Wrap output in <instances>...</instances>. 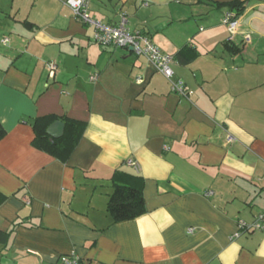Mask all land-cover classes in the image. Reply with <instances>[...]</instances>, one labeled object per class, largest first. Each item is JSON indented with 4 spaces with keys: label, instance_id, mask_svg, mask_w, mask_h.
<instances>
[{
    "label": "crops",
    "instance_id": "1",
    "mask_svg": "<svg viewBox=\"0 0 264 264\" xmlns=\"http://www.w3.org/2000/svg\"><path fill=\"white\" fill-rule=\"evenodd\" d=\"M63 1L0 0V264H264V231L231 239L264 211V0H88L92 19L125 14L172 56L190 100L145 58L95 44ZM235 1L230 45L217 5ZM50 115L85 123L65 163L32 146ZM117 171L142 179L145 213L113 224Z\"/></svg>",
    "mask_w": 264,
    "mask_h": 264
},
{
    "label": "built area",
    "instance_id": "2",
    "mask_svg": "<svg viewBox=\"0 0 264 264\" xmlns=\"http://www.w3.org/2000/svg\"><path fill=\"white\" fill-rule=\"evenodd\" d=\"M63 5L67 7L72 16L81 24L90 26L93 29L92 41L105 48L111 49H131V52L137 57L145 58L153 69L160 74L169 84L171 93L185 99L190 100L192 92L181 80H176L173 77L171 63L172 56L162 52L156 45L153 44L148 35L141 30L131 31L127 27V17L125 14H120L118 22L111 25H104L92 19L89 15L88 0H64ZM238 16L233 11H226L221 17V24L226 27L228 37L227 44H234L238 33L239 21ZM8 40L4 39L3 43ZM251 43V38L248 34L243 35L242 40L238 46L243 48ZM56 64L50 63L47 67L46 73L49 79L55 78ZM97 74H93L89 80L96 81ZM127 165L134 170H137V164L128 161ZM264 231V211L257 215L252 222L245 223L238 221L237 231L231 239H237L242 234L254 233ZM191 233L192 230H189ZM52 264H85L84 261L74 252L70 254L61 255Z\"/></svg>",
    "mask_w": 264,
    "mask_h": 264
},
{
    "label": "trees",
    "instance_id": "3",
    "mask_svg": "<svg viewBox=\"0 0 264 264\" xmlns=\"http://www.w3.org/2000/svg\"><path fill=\"white\" fill-rule=\"evenodd\" d=\"M245 3L246 1H235L217 6H224L230 11H235L239 17L244 11ZM55 121H61L64 124V133L59 139L51 140L46 130ZM84 129L85 123L67 117L52 115L39 117L32 123L34 133L32 146L65 163L75 149ZM5 135L6 132L0 124V141ZM110 181L112 192L108 196L106 212L113 224L134 220L145 213L143 181L140 177L117 171ZM9 237V233L0 231V250L7 245Z\"/></svg>",
    "mask_w": 264,
    "mask_h": 264
},
{
    "label": "water",
    "instance_id": "4",
    "mask_svg": "<svg viewBox=\"0 0 264 264\" xmlns=\"http://www.w3.org/2000/svg\"><path fill=\"white\" fill-rule=\"evenodd\" d=\"M131 52V49H128ZM64 133V124L61 121H55L51 124L47 130L46 134L50 137L51 140H56L62 137Z\"/></svg>",
    "mask_w": 264,
    "mask_h": 264
},
{
    "label": "rangeland",
    "instance_id": "5",
    "mask_svg": "<svg viewBox=\"0 0 264 264\" xmlns=\"http://www.w3.org/2000/svg\"><path fill=\"white\" fill-rule=\"evenodd\" d=\"M201 25H203V24H201Z\"/></svg>",
    "mask_w": 264,
    "mask_h": 264
}]
</instances>
